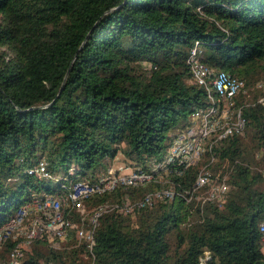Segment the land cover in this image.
Returning <instances> with one entry per match:
<instances>
[{"label": "trees", "instance_id": "1", "mask_svg": "<svg viewBox=\"0 0 264 264\" xmlns=\"http://www.w3.org/2000/svg\"><path fill=\"white\" fill-rule=\"evenodd\" d=\"M197 44L209 68L244 82V131L216 140L173 184L86 198L90 212L176 193L105 211L92 250L73 228L60 248L34 240L21 264H264V94H249L264 87V0H0V227L34 196L97 178L120 150L137 163L164 155L168 134L209 105L189 63ZM204 168L228 176L225 202L189 199ZM21 240L4 241L0 264Z\"/></svg>", "mask_w": 264, "mask_h": 264}, {"label": "built area", "instance_id": "2", "mask_svg": "<svg viewBox=\"0 0 264 264\" xmlns=\"http://www.w3.org/2000/svg\"><path fill=\"white\" fill-rule=\"evenodd\" d=\"M202 49L197 44L191 50L189 63L194 79L203 86L209 95V105L198 107L190 117L185 127L174 136L164 155L147 159L143 164L138 163L131 172H107L97 178L80 179L74 181L68 191L61 196H42L22 205L16 217L0 227V246L9 237H18L15 232L28 217L29 225L21 230L19 235L23 240L19 242L11 253L8 264H21L24 256L21 244L25 241L32 244L42 237L53 239L65 238L70 229H76L79 239H84L92 250L95 239V228L99 224L102 214L110 209L131 212L134 206L152 204L157 198H173L175 191L164 187L148 194L143 200L132 204H102L95 207L85 216V199L95 193L112 191L120 186H143L151 182L174 183L172 174L182 171L199 162L208 148L216 141L235 133H242L246 126L243 109L236 105V97L242 90L244 82L239 78L221 71L214 72L201 60ZM142 166V167H139ZM40 170L45 172V164H40ZM46 174V173H44ZM228 176L214 175L212 169H202L197 176L193 189L187 190L195 205L207 202L223 203L228 195ZM74 208L81 216V222H75L66 211ZM88 220V221H86ZM264 241V221L260 224ZM19 237V238H21ZM21 238V239H22ZM18 239V238H14Z\"/></svg>", "mask_w": 264, "mask_h": 264}, {"label": "rangeland", "instance_id": "3", "mask_svg": "<svg viewBox=\"0 0 264 264\" xmlns=\"http://www.w3.org/2000/svg\"><path fill=\"white\" fill-rule=\"evenodd\" d=\"M200 49H202L200 47ZM259 88L257 87H253L250 91L249 94L253 95V94H257L259 96H262V94H264V87L261 88V86H258ZM264 97V95H263ZM186 124H184L182 127H179L177 129H175L174 131L170 132L168 134V140H167V144L168 146L171 144V141L172 139L174 138V136L176 134H178L184 127H185ZM143 164V163H141ZM138 165L137 163V160L135 159H131V158H128L125 154H124V151L123 150H120L117 155L115 156V158H107L104 162H103V167L101 168V172L100 174L101 175H104L105 173L111 171V172H114L116 173L117 171H121L122 173H128V172H131V170L134 168V166ZM139 167H142V166H139ZM46 175V174H44ZM82 177H85V179H91L90 176H82ZM81 177H78V179H80ZM46 195V194H45ZM36 197H42L40 195H36L34 196L33 198H36ZM87 213H89V211L87 210L86 208V211H85V216L87 215ZM32 218V216H28L24 221H23V225L20 226L18 229L15 230V232L18 234V237H14V238H19L21 236H24L22 233L19 235V232H21V230H24L27 228V226L29 225V219ZM5 224H3L2 226H4ZM3 228V227H2ZM22 238V237H21ZM50 241L54 244L55 247L57 248H60V247H63V244L61 243V241H59L60 239H53L51 237H49ZM23 240V238H22ZM33 245L30 244V243H27V241H25L24 239V242L21 244V248L23 250V253H24V257L26 255V252L28 251H32L33 250Z\"/></svg>", "mask_w": 264, "mask_h": 264}]
</instances>
